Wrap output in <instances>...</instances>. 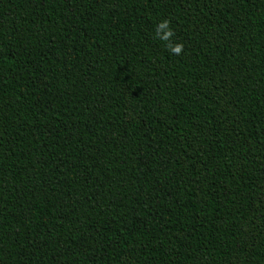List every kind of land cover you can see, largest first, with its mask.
I'll return each mask as SVG.
<instances>
[{
    "label": "trees",
    "instance_id": "1",
    "mask_svg": "<svg viewBox=\"0 0 264 264\" xmlns=\"http://www.w3.org/2000/svg\"><path fill=\"white\" fill-rule=\"evenodd\" d=\"M0 264H264V0H0Z\"/></svg>",
    "mask_w": 264,
    "mask_h": 264
},
{
    "label": "clouds",
    "instance_id": "2",
    "mask_svg": "<svg viewBox=\"0 0 264 264\" xmlns=\"http://www.w3.org/2000/svg\"><path fill=\"white\" fill-rule=\"evenodd\" d=\"M170 23V20H163L160 22L156 29V36L161 40L168 42L166 47L172 54L180 55L183 53L184 44L173 43L171 41V38L175 35V32L171 29Z\"/></svg>",
    "mask_w": 264,
    "mask_h": 264
}]
</instances>
